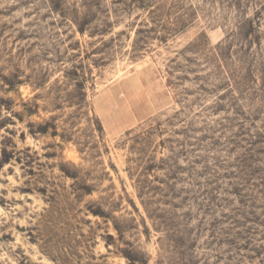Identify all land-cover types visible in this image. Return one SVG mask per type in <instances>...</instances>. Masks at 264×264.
I'll return each instance as SVG.
<instances>
[{"label":"rangeland","instance_id":"rangeland-1","mask_svg":"<svg viewBox=\"0 0 264 264\" xmlns=\"http://www.w3.org/2000/svg\"><path fill=\"white\" fill-rule=\"evenodd\" d=\"M0 264H264V0H0Z\"/></svg>","mask_w":264,"mask_h":264}]
</instances>
